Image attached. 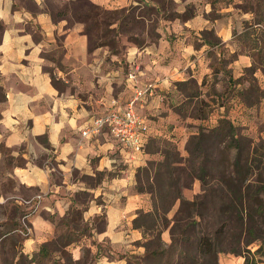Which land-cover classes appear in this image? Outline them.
Masks as SVG:
<instances>
[{
	"label": "crops",
	"instance_id": "1",
	"mask_svg": "<svg viewBox=\"0 0 264 264\" xmlns=\"http://www.w3.org/2000/svg\"><path fill=\"white\" fill-rule=\"evenodd\" d=\"M88 1L110 14L94 27L95 48L78 0H0V182L15 185L0 204L13 201L21 213L0 243L22 236L13 264L21 256L29 264H168L153 253L172 249L182 200L158 195L156 173L167 160L159 141L185 161L200 127L225 114L239 125L233 112H255L221 97L229 79L214 71L220 64L239 79L253 66L235 36L245 17L214 0ZM262 75L254 74L260 86ZM136 87H152L135 105L150 127L142 152L107 128L83 136L94 118L126 109ZM203 193L196 178L182 187L186 201ZM11 219L0 217V230ZM173 252L172 262L185 259ZM222 257L218 264H245Z\"/></svg>",
	"mask_w": 264,
	"mask_h": 264
},
{
	"label": "trees",
	"instance_id": "2",
	"mask_svg": "<svg viewBox=\"0 0 264 264\" xmlns=\"http://www.w3.org/2000/svg\"><path fill=\"white\" fill-rule=\"evenodd\" d=\"M78 2L81 8L86 10V15H84L82 19L86 22H91L86 29V33L90 38L91 47L95 48L99 46L101 35H99L98 31L94 34L96 30L94 27L100 19H105V21L108 22L110 14L92 5L88 0H78ZM217 2V0H214V3ZM250 12L251 15H256L252 9ZM247 13H249V11H247ZM244 24L246 25L245 30L240 34L235 33V36L242 49L241 51L250 55L252 58L253 66L247 69L245 75L239 79H234L230 71L223 68L220 64L214 66V71L216 73L220 70L224 71L225 76L229 79L230 89L228 88L227 91L225 90L221 94V97H225L230 101L237 98L244 103L246 107L253 111H257L264 100V90L260 86L258 79L254 77L255 72L258 70L264 73V20L255 21V19H252L250 21H245ZM108 34V31L104 32L103 36ZM221 64L224 65V61H222ZM245 82H248L249 86H244L243 88L236 87L238 84L244 85ZM193 94L196 95L197 91L194 90ZM223 105L226 106V110L230 109L227 103ZM206 106L208 107V105ZM206 106H201L199 109V111H201L200 113L204 116H208L209 112H206ZM261 140H263V142L257 144L252 137L244 134V130L240 125L233 123L231 118L225 114V116L219 120L217 126L213 128L200 127L198 133L190 138L186 146L189 157L185 161L180 158L176 152L177 146L175 144L169 141H159L162 142L160 146L164 148L167 160L162 166L158 167V172L156 173L155 182H157L156 188L158 189V195L163 199L168 197H175V199L181 198L182 202L178 224L180 227L181 223L188 222L186 227L188 228L191 225L189 231L194 232V238L187 236L189 231L179 237H175L174 235L172 249L153 253V255L158 254L164 257L167 256L170 259L168 264H218L219 254H226L228 252L221 248V243L219 247V242H217V239L212 235L196 228L200 225L201 220L207 218V214L211 212L210 204L212 199L210 198L213 194L209 189L213 180V170L211 169L212 158L210 157L209 150L212 147V143L215 142L218 145L215 149L218 151L224 150V148L225 151L227 149L236 151L234 166V177L236 176V179H228L226 176L223 177L222 175L220 179H216L214 182L216 183L215 186H217V189H224L227 197H229L228 188H234L232 194L236 200L241 202L243 195L242 189L245 184H248L249 186L247 185L246 189H248L249 193L251 184L249 178L255 173L257 161L261 164L264 158V139H260V141ZM185 175L186 178L190 180L195 178L199 179L203 186V195L196 197L193 201H186L182 198V187L186 182ZM239 187H241V190H237ZM260 189L264 192V183ZM148 190L156 191L153 185H150ZM216 192H222V190H217ZM164 204H161V206L165 208L166 205ZM236 210L239 211V214L237 213L238 216L241 215L242 211L246 210L245 204L241 205V208H237ZM16 226L17 224L13 223L11 231L18 229ZM215 235L219 236V233ZM179 249H181V256L186 253L185 259L181 262L174 263L171 261L172 257L176 255L173 251ZM169 252L171 253L168 254ZM255 255H261L264 258V250L259 249L251 258L245 257V264H260V261L255 259ZM240 256L242 257V255ZM21 258L25 259L21 256L18 264H21ZM25 260L29 264L28 260Z\"/></svg>",
	"mask_w": 264,
	"mask_h": 264
},
{
	"label": "rangeland",
	"instance_id": "3",
	"mask_svg": "<svg viewBox=\"0 0 264 264\" xmlns=\"http://www.w3.org/2000/svg\"><path fill=\"white\" fill-rule=\"evenodd\" d=\"M220 5L229 6L232 9L230 15L237 21H255L264 20V0H217ZM81 7V5H79ZM255 12V16L251 15L250 10ZM249 11V13H247ZM237 16V17H236ZM246 25H239L238 30L244 31ZM95 32L94 34H96ZM261 86L264 88V76L260 77ZM232 116L234 120L239 123L243 128L244 134L252 137L257 144L263 142L260 139H264V105H260L258 111L254 113L243 114L241 117H237V113L233 112ZM260 141V142H259ZM259 142V143H258ZM210 148V157L212 158L213 180L209 191H212V197L210 208L211 212L207 214V218H203L198 227L199 230L209 233L217 242L219 247L225 249L228 253H222V259L233 261L236 263L238 257L245 259V257L251 258L259 249L264 250V192L261 191L260 187L264 183V158L262 163L257 161L255 165V173L250 179V189L248 193L247 185L245 184L242 189V201L236 200L232 194L234 188H228V196L224 192V189H217L214 180L220 179V177L226 176L228 179H236L234 177V166H235V154L236 151L233 149H227L225 151H218L215 149L218 145L213 142ZM186 178V175H185ZM225 179V178H223ZM190 181L186 178L185 184ZM249 186V185H248ZM15 185L11 181L0 182V194H10L13 192ZM222 190V192H216ZM237 190H241L239 187ZM201 196V195H200ZM240 199V198H239ZM246 210L242 211L241 215L238 216L239 211L237 208H241L244 205ZM221 211V212H220ZM238 213V214H237ZM19 210L15 207L13 201H9L5 204H0V217L7 216L10 219L13 216H20ZM237 214V215H236ZM228 215V216H226ZM193 222V221H190ZM16 223L14 219L9 221V225L4 229L0 230V238L3 233L11 230L12 224ZM188 222L180 224L179 236L185 234L191 228V225L187 228ZM219 233V236L215 234ZM19 236H13L0 243V264H13V258L16 257V246L19 245L22 240ZM188 237L194 238V232L189 231ZM15 252V253H14ZM255 259L260 261V264L264 263V258L261 255H255ZM21 264H28L25 259L21 258Z\"/></svg>",
	"mask_w": 264,
	"mask_h": 264
},
{
	"label": "built area",
	"instance_id": "4",
	"mask_svg": "<svg viewBox=\"0 0 264 264\" xmlns=\"http://www.w3.org/2000/svg\"><path fill=\"white\" fill-rule=\"evenodd\" d=\"M129 79H136V73L132 72ZM152 87L135 89V95L126 109H113L106 115L93 119L92 126L82 134L84 137L90 134H99L107 128L118 142L127 150L142 152L149 139V126L146 121L135 111V105L152 94Z\"/></svg>",
	"mask_w": 264,
	"mask_h": 264
}]
</instances>
